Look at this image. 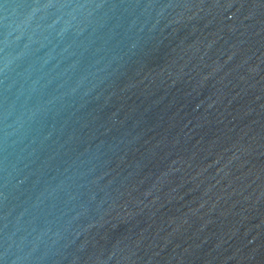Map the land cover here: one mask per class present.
<instances>
[{
  "label": "water",
  "instance_id": "1",
  "mask_svg": "<svg viewBox=\"0 0 264 264\" xmlns=\"http://www.w3.org/2000/svg\"><path fill=\"white\" fill-rule=\"evenodd\" d=\"M0 264H264V0H0Z\"/></svg>",
  "mask_w": 264,
  "mask_h": 264
}]
</instances>
